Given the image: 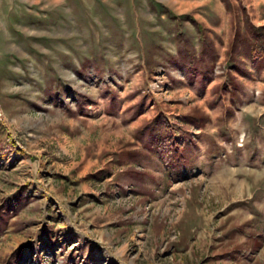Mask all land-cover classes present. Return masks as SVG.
Instances as JSON below:
<instances>
[{
  "label": "rangeland",
  "instance_id": "1",
  "mask_svg": "<svg viewBox=\"0 0 264 264\" xmlns=\"http://www.w3.org/2000/svg\"><path fill=\"white\" fill-rule=\"evenodd\" d=\"M2 22L0 264H264V0Z\"/></svg>",
  "mask_w": 264,
  "mask_h": 264
},
{
  "label": "crops",
  "instance_id": "2",
  "mask_svg": "<svg viewBox=\"0 0 264 264\" xmlns=\"http://www.w3.org/2000/svg\"><path fill=\"white\" fill-rule=\"evenodd\" d=\"M27 1H29V2H31V3H36V4H39V3H41V1L42 0H27ZM55 2H58V0H48V3H55ZM28 18H31L35 13H34V11L33 10H28ZM32 23V22H31ZM1 25H2V27H5V26H7L4 22H2V23H0ZM31 25H34L33 23L31 24ZM26 26V25H25Z\"/></svg>",
  "mask_w": 264,
  "mask_h": 264
}]
</instances>
